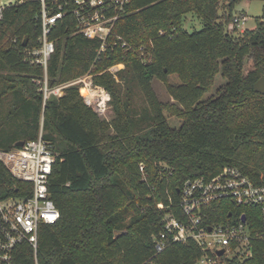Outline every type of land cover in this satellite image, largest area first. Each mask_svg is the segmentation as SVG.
<instances>
[{"label":"trees","instance_id":"1","mask_svg":"<svg viewBox=\"0 0 264 264\" xmlns=\"http://www.w3.org/2000/svg\"><path fill=\"white\" fill-rule=\"evenodd\" d=\"M220 1L131 0L104 50L101 39L79 31L73 0L4 5L0 148H16L43 130L56 154L49 188L60 211L58 221L40 226L36 249L28 242L17 247L13 264H198L202 251L194 240L172 242L161 252L154 241L166 212L184 218V182L235 166L264 185V92L255 90L264 76V14L256 28L236 35L227 24L241 0H228L225 16ZM43 8L64 13L49 32L55 43L49 88L90 73L111 94V119L85 102L77 84L45 98V69L33 53L41 46ZM190 13L202 19L201 29L185 28ZM118 63L124 67L117 79L108 68ZM172 74L179 84L170 82ZM218 74L226 81L206 96ZM154 79L175 102L159 98ZM137 93L144 99L140 108ZM167 113L181 117L182 125L172 127ZM0 187L5 195H25L30 185L0 162ZM206 212L210 225L245 213L254 233H263L259 207L224 198ZM228 264H264V240L254 242L251 258Z\"/></svg>","mask_w":264,"mask_h":264},{"label":"built area","instance_id":"2","mask_svg":"<svg viewBox=\"0 0 264 264\" xmlns=\"http://www.w3.org/2000/svg\"><path fill=\"white\" fill-rule=\"evenodd\" d=\"M130 1L73 0L72 12L76 16L79 31L88 38L101 39V50H104L116 20ZM3 7H0V18ZM63 14L58 12L49 15L45 8L42 10L41 46L33 53L37 57L36 61L45 69V98L51 95L61 96L67 86L77 84L80 85V93L85 102L100 116L106 115L111 107V94L93 82L92 74L54 88L48 86L47 67L55 50V43L49 39V32ZM248 18L246 14L234 16L227 26L228 31H244ZM123 67V63H118L108 70L118 79V71ZM55 160L54 145L43 137V130L37 138L26 141L23 146L0 148V162L12 177L30 185V188H25L29 192L25 195H5L0 187V264H13L14 253L24 242L36 249L40 226L59 220L60 211L49 188ZM180 191L179 206L184 218H178L174 213L164 214L162 229L154 237L157 252L163 251L172 242L192 239L202 251L198 264H228L233 259L244 261L253 256L254 242L259 238L264 240V229L262 234L254 233L248 218L246 221L242 219L245 213L239 219L230 218L214 225L204 220L207 217L206 210L214 201L231 198L238 206L259 207L264 221V185L254 182L240 168L228 166L211 178L200 176L187 179ZM158 207L162 208L163 205ZM221 250L224 253L220 255Z\"/></svg>","mask_w":264,"mask_h":264},{"label":"rangeland","instance_id":"3","mask_svg":"<svg viewBox=\"0 0 264 264\" xmlns=\"http://www.w3.org/2000/svg\"><path fill=\"white\" fill-rule=\"evenodd\" d=\"M16 0H0V7L8 5ZM228 11V0H221L219 6V14L225 16ZM233 14L241 15L246 14L249 18L244 29H254L256 28L258 21L262 18L264 14V0H241L237 2L234 6ZM230 22V21H229ZM229 24V23H228ZM227 24V26H228ZM184 26L189 31L199 30L203 27V21L196 14L190 13L187 14L184 20ZM236 35H239L241 31H234ZM170 82L177 85L179 84L180 78L177 74H172L169 77ZM226 81L221 74H218L215 79L213 86V92L207 94L211 95L215 90ZM153 86L163 102H175V100L169 95L166 90L164 82L159 79L153 80ZM144 104V99L140 93H137L136 105L138 108L142 107ZM114 115L113 106L110 107L106 115H101L102 118L111 119ZM167 118L172 127L179 128L182 125L183 119L177 115H171L167 113Z\"/></svg>","mask_w":264,"mask_h":264},{"label":"water","instance_id":"4","mask_svg":"<svg viewBox=\"0 0 264 264\" xmlns=\"http://www.w3.org/2000/svg\"><path fill=\"white\" fill-rule=\"evenodd\" d=\"M255 90L258 91V92H264V76L261 77L256 83H255ZM25 144V141L24 140H20L16 143L17 146H23ZM231 215V214H230ZM242 219L243 221H246L247 217L246 215L244 214L242 216ZM211 229V228H210ZM224 253V250H221L219 252V254H223Z\"/></svg>","mask_w":264,"mask_h":264}]
</instances>
